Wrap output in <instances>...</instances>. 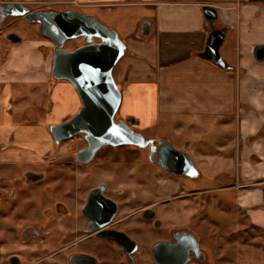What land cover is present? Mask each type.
<instances>
[{
	"label": "crops",
	"instance_id": "obj_1",
	"mask_svg": "<svg viewBox=\"0 0 264 264\" xmlns=\"http://www.w3.org/2000/svg\"><path fill=\"white\" fill-rule=\"evenodd\" d=\"M11 2L35 9L66 6L118 32L128 47L114 69L122 90L120 118L135 120L138 130L172 124L195 131L196 120L211 119L228 131L235 123L236 153L229 159L214 155L212 163L200 166H213L218 184L232 183L252 222L259 220L255 204L261 202L264 208V62L256 60L254 49L264 46V10L244 4L236 11L234 0ZM205 5L219 10L216 26L228 28L221 53L234 70L199 56L211 32ZM147 23L150 31L145 36ZM45 40L50 41L39 32L10 44L0 34V220L10 215L19 222L23 213L39 208L31 203L35 184L24 183L27 172L44 181H52L58 172L65 181L71 173L62 166L67 159L54 150L49 129L70 121L83 105L70 82L54 81V45H43ZM17 177L22 181L16 182ZM61 192L66 194V187ZM51 205L44 196L41 210L52 213ZM6 209H11L9 215ZM3 229L4 224L0 232Z\"/></svg>",
	"mask_w": 264,
	"mask_h": 264
},
{
	"label": "flooded vegetation",
	"instance_id": "obj_2",
	"mask_svg": "<svg viewBox=\"0 0 264 264\" xmlns=\"http://www.w3.org/2000/svg\"><path fill=\"white\" fill-rule=\"evenodd\" d=\"M0 1V7L11 2ZM10 19L18 18L0 23L6 40L21 37L8 31ZM106 148L108 154L96 165L114 172L117 180L105 175L107 181L91 186L93 176L84 175L83 190L78 172L91 168L96 158L87 165L76 157L63 161L71 173L64 181L58 172L51 181L52 213L37 209L23 213L17 229L5 225L6 264H246V204L232 183H217L213 166H196L200 174L192 180L161 170L150 159V148L107 146L99 153ZM117 181L121 186H115ZM42 182L31 172L24 177L27 185ZM166 182L178 185L171 191Z\"/></svg>",
	"mask_w": 264,
	"mask_h": 264
},
{
	"label": "water",
	"instance_id": "obj_3",
	"mask_svg": "<svg viewBox=\"0 0 264 264\" xmlns=\"http://www.w3.org/2000/svg\"><path fill=\"white\" fill-rule=\"evenodd\" d=\"M203 11L211 32L200 58L224 70H234L221 53L228 28L216 26L219 10L205 5ZM7 18H23L38 26L40 34L54 44V79L70 82L82 101V110L70 121L50 127L57 147L83 135L87 147L75 154L81 165L90 164L99 151L107 146L150 148V159L165 173L183 175L192 180L198 178L200 171L187 148L178 150L171 140L147 139L130 123L122 118L117 119L122 105V91L114 78V69L128 49L117 31L104 25L96 17L77 10H32L24 4L14 2H6L0 7V23ZM146 27L148 29L145 36L150 31L148 23ZM78 39H82L84 45L74 51L65 49L69 41ZM7 40L18 44L22 42V37L13 34ZM254 56L258 62H264V46H256ZM156 150L158 154L155 158Z\"/></svg>",
	"mask_w": 264,
	"mask_h": 264
},
{
	"label": "rangeland",
	"instance_id": "obj_4",
	"mask_svg": "<svg viewBox=\"0 0 264 264\" xmlns=\"http://www.w3.org/2000/svg\"><path fill=\"white\" fill-rule=\"evenodd\" d=\"M14 1V0H13ZM220 1H228V0H220ZM30 7V6H29ZM8 24H11L8 27V31H12L15 33H18L20 36H22L24 39H29L32 36H39V29L36 28L34 25H31L23 18L18 19H10L6 23V26ZM29 37V38H28ZM43 45L51 44L50 41L45 40ZM10 43V42H9ZM82 40H73L69 41L65 49L68 51H74L79 46L82 45ZM6 44V41H5ZM12 44V43H10ZM54 78V77H53ZM57 81V80H54ZM121 89V88H120ZM122 91V90H121ZM17 96V95H16ZM121 113L119 112L117 115V119L121 117ZM16 118H19V115L16 114ZM163 121V120H162ZM130 125L136 126L137 123L135 120L129 121ZM194 130L188 129L186 131H183L181 127L173 126L171 128L170 126H167L165 128H162L161 126H156L153 128H149L147 130L141 129L139 130L147 139H154V140H171L175 147L178 150H182L187 148L190 152V155L192 157V160L194 161V164L196 166H200L203 162L212 163L211 157L212 156H224L228 159L233 156L234 153H236V146H235V129L237 125L234 123L233 126H229L228 131H224L223 128L217 125L216 121H213L211 119H208L206 121L202 120H196L195 122ZM232 125V124H230ZM135 128V127H134ZM237 135V134H236ZM86 142L83 138V136L75 137L73 140L66 141L61 144L60 147L55 146L54 150L58 151L60 155L65 156L67 160H74L75 157H73L74 153L76 154L77 151L86 148ZM122 148L126 146H121ZM120 148V147H119ZM106 148L102 152L98 154L96 157V160L94 164L91 166V168L86 170H80L78 174L80 177L84 175H92L93 181L92 185H96L102 181H107L105 179V175H110L108 178L109 180L116 181L117 179L113 177L115 174L114 172L111 174H108V172L96 164L99 163V161L105 157L108 152ZM123 154V153H122ZM204 160V161H202ZM75 161V160H74ZM77 164V163H76ZM43 170V169H42ZM224 170V169H223ZM237 171V167L234 168V172ZM205 172V171H202ZM10 179L14 178V175L11 174L9 176ZM80 182V188L85 190V186L83 185V177L79 178ZM22 181V178H16V182ZM122 182H125L121 177ZM50 177L47 178L44 182L35 184L37 188V192H34L32 194L33 200L31 203L34 205H38V210H41V205L43 202V198L48 197L50 200V211H53L54 202L55 199L52 198V190L53 186L51 184ZM121 186V184L115 183V186ZM165 188H168L167 186H171V191L175 190L177 185L176 183H173V185L169 183H165ZM27 188V187H26ZM69 191V188L66 187V193ZM261 202H258L255 204L256 214H259V220H256L255 223L252 222V219L250 218V215H248V211L246 208V264H264V208L261 207ZM47 208V207H46ZM45 209V208H44ZM5 211V212H4ZM11 209L3 210V212L7 215H9ZM10 216V215H9ZM6 216L0 220V229L2 228V224L8 225L10 228H16V225L21 224L22 222H16L12 221L10 217ZM43 221V217L41 218ZM17 229V228H16ZM4 230V229H3ZM8 247V241L5 236V232H0V264H6L8 259V254L5 252L6 248Z\"/></svg>",
	"mask_w": 264,
	"mask_h": 264
},
{
	"label": "built area",
	"instance_id": "obj_5",
	"mask_svg": "<svg viewBox=\"0 0 264 264\" xmlns=\"http://www.w3.org/2000/svg\"><path fill=\"white\" fill-rule=\"evenodd\" d=\"M236 11L241 10V6L244 4L255 6L258 11L264 10V0H234Z\"/></svg>",
	"mask_w": 264,
	"mask_h": 264
},
{
	"label": "trees",
	"instance_id": "obj_6",
	"mask_svg": "<svg viewBox=\"0 0 264 264\" xmlns=\"http://www.w3.org/2000/svg\"><path fill=\"white\" fill-rule=\"evenodd\" d=\"M136 130H138L137 128H135Z\"/></svg>",
	"mask_w": 264,
	"mask_h": 264
}]
</instances>
